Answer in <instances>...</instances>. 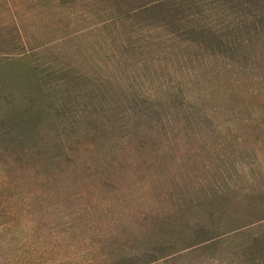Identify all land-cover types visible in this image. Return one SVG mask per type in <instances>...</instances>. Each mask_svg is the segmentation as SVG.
<instances>
[{
	"label": "rangeland",
	"instance_id": "1",
	"mask_svg": "<svg viewBox=\"0 0 264 264\" xmlns=\"http://www.w3.org/2000/svg\"><path fill=\"white\" fill-rule=\"evenodd\" d=\"M102 13L80 0H0V62L16 64L0 69V88H71L77 119L90 124L75 136L92 137L66 178L0 166V253L17 264L96 262L101 238L133 239L143 214L162 219L179 196L220 187L237 202L213 222L198 209L185 222L264 236V44L245 61L162 28L124 27L130 41L115 42ZM239 250L216 253L242 264Z\"/></svg>",
	"mask_w": 264,
	"mask_h": 264
},
{
	"label": "trees",
	"instance_id": "2",
	"mask_svg": "<svg viewBox=\"0 0 264 264\" xmlns=\"http://www.w3.org/2000/svg\"><path fill=\"white\" fill-rule=\"evenodd\" d=\"M80 1L100 8L112 26L107 30L115 42L121 36L130 41L131 32L123 30L124 27L162 28L173 39L196 44L218 56L245 61H248V50L264 44V0ZM113 27L117 32H113ZM19 42L17 51L25 48L21 39ZM1 43L0 40V50H4ZM13 48L16 49L15 43ZM14 65L0 62V69ZM31 69V80H35L37 73H43L39 67ZM31 85L35 88H0V166L12 165L21 175L32 174L35 179L40 178L42 172L66 178L71 175L68 170L77 165L78 150L92 142L88 135L78 138L75 135L83 130L90 132V124L83 123L86 119H77L78 97L71 88L59 95L62 88ZM49 130L54 133L52 139L43 135ZM228 202L234 205L237 201L226 195L221 187L215 189L211 197L203 192L196 201L179 196L173 202L174 208L162 219L143 214L139 227L135 228L139 236L101 238L99 244L104 251L98 261L89 264H191L195 257L203 264L211 261L228 264L233 257L216 253L228 244L240 248L242 264H264V236L245 229L225 231L210 223L185 222L182 217L198 209L206 222H213L216 216L224 213ZM148 223L152 224L149 229ZM180 226L190 229L192 234L183 230L175 232ZM241 238H246L245 242L237 243ZM17 262L16 258L11 260L0 253V264Z\"/></svg>",
	"mask_w": 264,
	"mask_h": 264
}]
</instances>
